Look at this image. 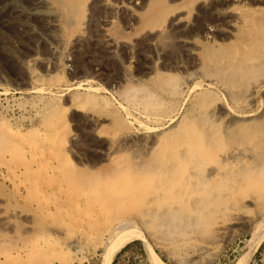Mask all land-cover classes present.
Listing matches in <instances>:
<instances>
[{
    "label": "bare ground",
    "instance_id": "obj_1",
    "mask_svg": "<svg viewBox=\"0 0 264 264\" xmlns=\"http://www.w3.org/2000/svg\"><path fill=\"white\" fill-rule=\"evenodd\" d=\"M125 1L3 0L1 8L11 10V21L20 31L31 36L36 46L46 44L55 67L64 70L69 64L72 67L78 63L77 56L88 53L87 45H93L108 58L118 60L122 48L130 52V45L124 41L125 33L117 24ZM131 1L127 0L132 6ZM216 1L181 0L186 7L182 8L187 9V13L181 14L183 12H175L179 5L174 2L142 0L144 7L141 10L144 12L139 14L130 10L127 13V19L140 24L150 44L155 48L163 46L161 54H165L164 46L168 43L181 46L182 58L188 63L186 66L176 63V68H186L185 78L194 80L190 89L192 99L188 96L190 104L186 110L176 109L175 114L167 117L172 123L167 130L162 128L163 117L144 115L143 120L150 123L146 125L132 112L133 108L120 106L127 118L126 123L137 125L140 135L112 136L109 139L103 138L101 130L97 129L102 120L87 115L83 104L77 106L68 99L63 102L70 104V111L82 113L83 123L95 127L89 129L88 135L95 143L92 151L97 155L96 160H87L85 152L78 148L77 135L65 133L68 124L65 127L62 123L68 109L62 105L59 113L49 116L44 130L48 131L46 135L39 136L35 149L30 150L39 157L35 163L55 161L52 168L44 171L50 182L31 183L30 186L32 197L29 198L35 206L33 219L40 233L34 239L22 236L17 239L12 235L1 238L0 235V264H55L57 258L62 260L60 264H71L65 251L82 249L77 235L85 241L95 237L96 242L92 240L96 248L102 249L103 263L110 264L115 255L134 239L149 240L156 247H168L182 236L184 242L207 250L241 224L257 226V230L264 231V107L258 115L252 109L258 97L264 100V54L260 55L264 49V7L251 5L250 9L239 12L236 11L238 8L230 10L229 5L226 8L225 5L241 0H221L223 4L216 11L223 16L221 26L228 25L239 36L241 45L234 51H230V46L227 51H216L215 47L200 44L196 39L213 40L226 28L223 30L216 23H208L202 30L193 29L186 33L195 22L190 26L185 20L190 10L199 12L203 6L213 8ZM254 2L264 3V0ZM34 20L41 26L34 25ZM125 27L130 30L132 24L128 22ZM33 56L23 64V68H30L28 74L37 83L32 92L38 98L52 94L55 89L67 94L69 89L34 72L39 64L50 67L51 58H41L37 53ZM181 84L176 81L167 88L175 98L178 97L175 101L184 96ZM80 89L99 90L93 89L91 82L77 88ZM138 95L132 99L137 103L143 101ZM85 102L93 105L87 98ZM226 116L231 117L222 129L218 123ZM2 126L10 128L0 118V128ZM13 135L16 139V133ZM66 153L74 154L79 167L66 163L68 160L63 157ZM38 176L41 175L35 177ZM8 216L2 222L15 228L14 219ZM54 234L62 236L63 240Z\"/></svg>",
    "mask_w": 264,
    "mask_h": 264
},
{
    "label": "rangeland",
    "instance_id": "obj_2",
    "mask_svg": "<svg viewBox=\"0 0 264 264\" xmlns=\"http://www.w3.org/2000/svg\"><path fill=\"white\" fill-rule=\"evenodd\" d=\"M137 1H139V3ZM166 1L167 3L171 1L174 2L175 5H179L178 8L175 9L177 10L175 12H183L181 14L187 13V9L185 10L184 8H182L185 7V4H182L181 0ZM2 2L3 0H0V118L5 123H7L10 128H6V126H2L0 128L2 130H0V133L2 132L0 134V235L1 238L12 235L17 239H21V236L23 238L26 237L34 239V237L40 232L35 224V220L33 219L35 206L32 203V199L29 198L32 197L30 186L31 183L45 184L47 182H50L47 177L45 178L46 175L44 174V171L47 172L48 168H52V166L55 165V161H44V163L42 164H38L37 162L35 163V161L39 157L34 154V150H32L33 153L30 152V150L35 149L34 147L36 146V141L38 140L37 138L39 136L46 135L45 133L48 132L44 131L45 124L48 122V118L52 113H59L62 107L64 109H68L70 104H65L66 100L68 99L69 103L71 102V104L73 103L77 106H82L81 104H83L84 108H86L85 112L87 113V115H91L94 118H99L102 120L101 124L97 126V129L101 130L103 138L110 139L112 136H118L119 138H121L125 135L138 136L140 135L138 126L133 124L130 125V122L126 123L127 118L120 109V106H125L129 107L130 110H132L133 108L132 112L135 115L137 114L136 116L139 117L144 123H146V121L143 120L144 115H158L161 119L163 117L161 121L164 122L162 123L164 124V127L162 128L167 130L170 129L172 125V123L168 122L169 119L167 117L175 114L176 109L177 111L178 109H181V111L186 110V108L190 104L191 101L188 100V96H190V99H192L191 90L194 80L185 78L187 76L185 75L186 68H176V63H181V66H186L188 63L184 58H182L180 45L176 43L174 45V43L172 42L168 43L166 44L167 47L164 46L166 48H164L165 54H161L160 50L163 46L160 45L159 47L155 48L153 44L149 43L150 41H148L149 37L147 36V34L141 31L140 24H138V22L136 21H131L129 18L127 19V16L131 11L139 14L145 11L141 10L144 7L142 0L131 1L132 6L129 5L126 0L123 3V6L125 7H123L124 10H122L119 14V17H117V24L119 28L124 31L125 36L127 37L124 38V41H126L130 45V52L126 48H122V51L120 50L121 52H119L118 54V60L108 58L104 54V52L96 49L93 45H87L86 51L88 53L85 55L79 54L80 56H77V58L79 57L77 59L78 63L72 65V67L69 64L64 70L55 67L53 62L54 60L46 44L44 45L43 43H39L36 46L34 39L31 36L23 31H20L17 25L11 21V10L8 8H1ZM221 2V0H219V2L218 0L215 3L213 2V8L203 6L199 9V12L190 10L191 13L185 20L190 23V26L194 22L195 25H193L191 29L186 33L193 29L194 31L202 30L203 27H205L208 23H216L220 28H226L225 30L223 29L225 31L224 33L217 34L220 37L216 36L213 40L210 41H204L205 39L203 38H197L196 40L200 44L209 46L211 45V47H215L213 49L216 51L218 49L221 51H227V48L230 47L232 48H230V51L238 50L241 45L240 38H238L239 36H237V34H235V32L231 28H229L228 25L221 26V24L223 23V16H219V14H217L216 12L219 9L217 7H221L223 4V2ZM228 5L230 10L238 8L236 11L239 12H244L250 9L251 5L253 7H264V3L254 2L253 4V0L229 2L227 3V5H225V8ZM88 15L89 13H87L86 17ZM128 22L132 24V28H130V30L125 27ZM33 24L37 25L38 27L40 25L37 20H34ZM231 41H233L234 43ZM35 52L41 58H51V64L48 68L44 65L39 64L36 66L37 69L34 68V72L39 74L47 81L54 82V84L59 87H65L69 89L70 91L67 94H64L66 92L62 90L55 89L53 91L54 94L52 93L48 95H42V97L38 98V96L32 92L34 88H36L37 83L30 78V73L28 72L30 71V68H23V64L27 62L30 56L31 58H33V55L36 54ZM260 53V55H263L264 49H262ZM157 56L159 58H157ZM182 61L184 64L182 63ZM172 76L174 77L172 78ZM130 78L132 79L131 81ZM176 81H179L180 84L183 83L181 85L184 88V96L181 97V99L177 100L180 103L175 101L178 97L175 98V96L172 95L171 91L167 90V88H170L172 87V85L176 84ZM89 82H91L93 89L95 88V90H97L99 88V90H97L96 92H88L85 89L77 90L79 86L87 85V83L89 84ZM186 83H188V85ZM124 88H127V90H125ZM27 93L30 94L26 95ZM138 94L143 97V101L139 103L132 100L133 98H136ZM70 97L72 99H70ZM86 98L91 100L93 105H87L85 102ZM183 98L187 99L183 100ZM162 99L164 101H162ZM99 102L102 105L104 104V106H102ZM115 106H117L118 108H116ZM171 106H173V108H171ZM263 107L264 100L258 97L256 103L253 104L252 109L258 115L259 112L262 111ZM159 110L161 111V113ZM47 112L50 114H48ZM74 112L73 110L70 111L68 109L66 114L64 115L62 125H65L66 127V125L68 124V126L66 127V131L68 133L66 131L65 133L70 135H77L79 137V141L77 144L78 148L82 150V152H85L88 161L94 162L97 157L94 151H92L95 143L92 141L91 137L88 134L92 129H95V127L93 126V124H87L85 122L83 123L82 113L80 114L75 110ZM113 112H115L116 115L113 114ZM70 113L71 115H69ZM60 115L62 116V113ZM230 117L231 116H226V118L223 117L222 120L218 123L220 125L219 127L224 129L225 125H227L226 123H228V120H230ZM108 119L110 121L112 120L111 123ZM40 122L41 124H39ZM118 123L120 124L118 125ZM42 124H44V126ZM146 125H150V123L147 122ZM4 128L5 130H3ZM13 133H16V139H14ZM11 134L13 137L11 136ZM2 135H4L5 137ZM26 138L28 141L26 140ZM22 139L25 140V142H23ZM32 141L34 144L32 143ZM2 143H4V145H2ZM9 151H11V153ZM73 155L74 154L72 153H68V155L66 153L65 155H63L65 160H68V162H66L67 160L65 162L67 164L73 163V165L79 167L77 165L78 160H76L75 156ZM45 160H47V158H45ZM49 173L51 174V172ZM37 175L41 176L35 177ZM36 179L38 180L36 181ZM28 183L30 185H28ZM8 215H10L12 219H14V223H16L15 228L13 226L9 227V225L4 224L5 222H2L3 218L7 217ZM236 229L230 230V232H228L225 237H222V239L220 238L221 240L218 239L213 247L207 250H200L198 247L184 242V238H181L182 236H180L177 240L171 242L168 245L169 248L167 246L156 247V245L152 244L149 240L144 241L142 239H134L127 243L116 254L117 256L115 255L110 264H264V231L259 229L258 231L257 226L255 228L253 226L250 227V225L244 226L242 224L241 226H237ZM143 236L147 239L144 233ZM54 237L61 238V240H63V237L57 234H54ZM77 238H79L82 243V249H66L65 251V254L70 259L71 264H104L102 258V249L96 248L94 244V242H96L95 237L88 238L87 241L84 240L83 236V239H81L79 235H77ZM92 239L94 240V242ZM255 244H259L257 248L254 247ZM6 245L7 243L4 244V246ZM1 247L2 245L0 244V248ZM95 248L99 251L98 254L95 253ZM61 261L62 260L60 258H57L54 262L55 264H60Z\"/></svg>",
    "mask_w": 264,
    "mask_h": 264
}]
</instances>
